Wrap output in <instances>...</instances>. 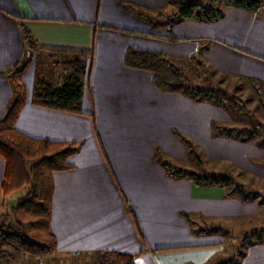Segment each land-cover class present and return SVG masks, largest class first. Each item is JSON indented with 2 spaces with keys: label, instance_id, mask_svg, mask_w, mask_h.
<instances>
[{
  "label": "crops",
  "instance_id": "1",
  "mask_svg": "<svg viewBox=\"0 0 264 264\" xmlns=\"http://www.w3.org/2000/svg\"><path fill=\"white\" fill-rule=\"evenodd\" d=\"M174 12L172 0H0V120L14 98L10 74L25 58L23 28L39 48L94 54L81 114L33 102L38 80L59 86L65 71L36 56L20 76L27 102L16 127L80 146L70 158L75 167L53 173L54 258L85 257L98 264L104 252L118 251L135 255L136 264H232L238 257L221 263L230 255L221 231L208 236L202 225L261 215L262 202L229 196L222 184L174 177L156 159L160 150L174 165L198 171L188 167L182 135L215 173L232 166L264 180L263 147L212 137L213 122L236 128L239 115L184 93L163 92L152 71L131 68L125 58L130 47L158 50L185 71L196 65L215 76L244 79L258 92L264 88V11L227 7L215 22L169 25ZM37 51L47 58L48 51ZM5 170L0 155V215L8 212ZM243 251L237 264H264V242H248Z\"/></svg>",
  "mask_w": 264,
  "mask_h": 264
},
{
  "label": "trees",
  "instance_id": "2",
  "mask_svg": "<svg viewBox=\"0 0 264 264\" xmlns=\"http://www.w3.org/2000/svg\"><path fill=\"white\" fill-rule=\"evenodd\" d=\"M260 3L261 0H210V5L206 7L201 0H172L175 12L170 15L172 20L169 25L186 20L215 22L224 17L227 7L257 12ZM159 16L164 14L160 13ZM23 31L28 50L45 49L72 65L65 72L63 82L59 86L38 80L33 102L56 110L84 113L83 98L89 80L93 51L39 48L31 32L26 28H23ZM125 61L131 68L152 71L154 84L163 92L184 93L195 100L210 101L228 111L235 108L245 117L252 118V122L246 121L245 128H230L213 122L212 137H228L244 142H252L256 139V144L264 148V124L236 94L229 92L226 88L214 87L208 83L196 84L183 68L174 64L170 57L158 50L130 47ZM27 65L28 62L22 65L19 63L11 76L14 98L6 116L0 120V155L6 160L2 196L6 197L26 186L29 188L26 196L12 208V214L5 213L0 216V264H4L9 257V253L4 249L6 244L30 256H46L56 252L58 239L51 229L55 193L53 173L74 168L75 164L70 161V158L80 148L75 142L36 138L16 127V121L27 102V88L20 78ZM208 72L213 75L211 71ZM249 81L252 83L257 80L251 78ZM258 89L263 90L264 93L262 86ZM180 137L189 151L190 159L195 160L202 168L204 162L196 153L195 144L182 135ZM156 159L174 177H186L197 184H222L227 188L229 196L238 193L241 195V192L230 191L233 178L229 175L208 174L180 168L166 159L160 150ZM29 161L34 162L29 165ZM241 198L245 201L255 199L248 195ZM185 216L191 221V216L187 214ZM250 236H252L251 239ZM250 236H245L244 240L264 242L261 232H254ZM244 254V251L241 252L240 257L232 264L239 263ZM98 264H136L135 255L106 251Z\"/></svg>",
  "mask_w": 264,
  "mask_h": 264
},
{
  "label": "rangeland",
  "instance_id": "3",
  "mask_svg": "<svg viewBox=\"0 0 264 264\" xmlns=\"http://www.w3.org/2000/svg\"><path fill=\"white\" fill-rule=\"evenodd\" d=\"M203 5L208 7L210 5V0H201ZM28 48H26L27 53ZM36 51V52H35ZM45 55L47 58L43 59L42 57H38L40 54L37 50L31 51V57L28 58L25 54V58L20 64L26 62H31L37 56L38 62L40 60H45L47 63L46 66L49 65L52 69L59 68L62 71L70 69L72 65L64 64V61L58 56L59 59H53L51 53L46 52ZM43 64V63H42ZM43 65V69H44ZM54 66V67H53ZM19 68V67H18ZM185 71V70H184ZM190 78L195 81L198 85L203 84H210L214 87H223L229 90V92L236 94L238 97L242 98L246 105L250 110H252L259 120L264 121V93L262 90L252 89L249 82L244 79H228L223 76H215L214 74H210L205 68L202 67H188L186 71ZM228 79V80H227ZM227 80V81H226ZM219 85V86H218ZM259 88V87H258ZM230 114L232 116L239 115L237 128H245L247 126V122H252V118L245 117L241 114L237 109L231 108ZM237 121V118L236 120ZM231 128V127H230ZM252 142L256 144V139H253ZM257 145V144H256ZM195 151L199 154L198 149L195 147ZM30 162V163H29ZM28 164H32L34 161H29ZM205 163V162H204ZM190 168L197 169V172H203L208 174H224L229 175L233 179L232 185L230 187V191L232 193L241 192V195H248L255 197L256 200L263 203L261 206V215L255 218H245V219H238L232 221H206L202 227L208 228L206 230L205 235L213 236L218 235L221 231L223 236L227 239L226 243L228 244L227 249L230 251V255L224 261L221 260V263H224L230 259H234L235 257H240L241 252H243L244 246L249 242L248 240H244L245 236L252 235L254 232H261L262 236L264 237V180L256 179L255 177H251L248 175H240L239 172L234 171V167L232 166H220L219 168L222 169L219 173H215L212 171V167L208 164H204V166L199 167L195 160L190 161ZM208 166L209 169L208 170ZM215 168V166H213ZM222 167V168H221ZM28 187H23L22 189L11 193L8 197L6 206L8 207V212L4 211L2 214L9 213L12 214V208H9L10 205L13 207L18 203V201L26 196L28 192ZM240 194V193H238ZM4 197V198H6ZM11 206V207H12ZM1 214V215H2ZM0 215V216H1ZM13 218V216H12ZM214 232H217L216 234ZM220 235V234H219ZM252 236L249 238L251 239ZM4 249L9 253L8 259L5 261L4 264H96L93 261H84L85 257L74 260V262L68 260L67 258H54V253L46 255V256H30L25 254L22 251L17 250L15 247L11 245H5ZM232 255V258H231Z\"/></svg>",
  "mask_w": 264,
  "mask_h": 264
},
{
  "label": "built area",
  "instance_id": "4",
  "mask_svg": "<svg viewBox=\"0 0 264 264\" xmlns=\"http://www.w3.org/2000/svg\"><path fill=\"white\" fill-rule=\"evenodd\" d=\"M264 11V0H261V3H260V6L258 7V10H257V13L259 12H263ZM27 57L30 58L31 57V51L28 50L27 53H26ZM53 59H59L58 56L56 55H52ZM64 64H68V65H71V63H68V62H64Z\"/></svg>",
  "mask_w": 264,
  "mask_h": 264
},
{
  "label": "water",
  "instance_id": "5",
  "mask_svg": "<svg viewBox=\"0 0 264 264\" xmlns=\"http://www.w3.org/2000/svg\"><path fill=\"white\" fill-rule=\"evenodd\" d=\"M15 72V71H14ZM14 72H12L10 75L12 76L14 74Z\"/></svg>",
  "mask_w": 264,
  "mask_h": 264
}]
</instances>
